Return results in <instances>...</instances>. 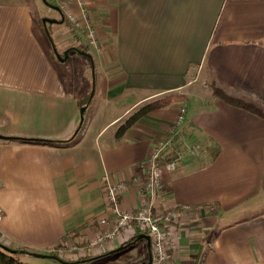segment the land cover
<instances>
[{
  "label": "crops",
  "instance_id": "0c3cea01",
  "mask_svg": "<svg viewBox=\"0 0 264 264\" xmlns=\"http://www.w3.org/2000/svg\"><path fill=\"white\" fill-rule=\"evenodd\" d=\"M81 3L98 30L99 51L70 18L83 15ZM54 4L71 31L72 47L90 48L87 53L73 49L90 58L94 90L86 108L98 91L108 107L97 121L86 109L83 130L67 143L0 137V241L44 253L65 240L89 244L93 252L115 251L140 232L105 236L113 231L109 221L115 213L103 176L131 182L121 206L134 208L141 194L132 180L146 171L151 149L173 128L174 133L189 128L198 131L203 157L177 160L176 168L164 173V199H156L158 212L187 208L168 264H264V118L235 102L264 107V0ZM205 73L209 95L181 90L199 78L208 82ZM171 90L187 95V113L179 124L182 102H175L117 136L134 109ZM190 95L197 96L191 106ZM79 100L40 38L29 2L0 0V135L69 138L81 121ZM147 251L149 258V242Z\"/></svg>",
  "mask_w": 264,
  "mask_h": 264
},
{
  "label": "rangeland",
  "instance_id": "374dc122",
  "mask_svg": "<svg viewBox=\"0 0 264 264\" xmlns=\"http://www.w3.org/2000/svg\"><path fill=\"white\" fill-rule=\"evenodd\" d=\"M25 1H28L29 4L31 5V9L35 19V27L39 33L40 38L43 40V43L47 51L51 55L55 64L57 65L61 76L67 83V86L74 93H79V98L81 100L82 99L86 100L87 98H91L94 90V78L93 75H91L93 73L91 72L90 66L88 65V60H90V58L88 57V55L84 53L73 51L72 49L73 42L69 40L71 31H69L66 22L64 20L61 22L58 21L62 17L60 12L51 7L52 5H55L54 4L55 0H25ZM46 18L48 19L47 24L44 23ZM46 27L48 29H46ZM82 48L85 49L84 51L85 53L90 51V48L88 46H82ZM65 52L68 53V57L66 59L60 58L59 55L64 57ZM96 74L97 76H99V72L96 71ZM201 77H203V74H201ZM204 78L208 82H203L202 79L199 78L197 82L190 84L189 86L181 90H188L189 92H193V94L199 93L201 95L203 93L209 95L210 92L212 91L211 90L212 88L210 84H208L210 80L206 73L204 75ZM131 91L132 90L130 89L127 90V94H131L132 97L133 93ZM146 91L148 90H142L143 93H145ZM170 92H175V90L159 93L157 95L150 97L148 100L160 97ZM98 94L99 91L95 96V98L93 99V101L91 102L89 108H87L88 110L86 112V116L92 111L95 112L96 121L102 119L103 112H105L108 107L107 105L104 104V102L101 100V97H99ZM137 94L138 92L135 93V95ZM196 98H197L196 95H190V106H191V102L195 104ZM185 101H181V102H185ZM109 106H110L109 111L112 113L114 111V107H112L111 104H109ZM186 113L187 111L185 112V114ZM116 126L117 125L111 126L109 131L116 128ZM192 133L194 137L184 136L182 138L184 147L182 148L180 158L178 159L179 161L188 158L200 159L203 157L202 154L203 149H201L200 146L201 138L197 134L198 131L193 129ZM147 245H148V241L146 239H143L138 243L133 244L132 246L124 249L121 252L109 254L107 256L99 257L96 259L94 258L91 259V257H89L86 260L82 258H85L87 255L94 256L96 255L95 253L99 254L100 251L93 252V248H91L89 244L83 243L82 245V243H79L75 240H71L67 242L65 240L60 245L62 248L60 246H59L60 248H56V246L54 247L52 246L51 248L52 249L54 248V250L57 253H59L60 256L65 258H71L75 262L68 263L52 257L50 258L45 256H35L28 253H16L15 256L20 260L21 264H128L132 262V260L135 257L140 256V259L135 263V264H139L141 261H143L145 258L148 257ZM51 248L48 250V252L51 251Z\"/></svg>",
  "mask_w": 264,
  "mask_h": 264
},
{
  "label": "built area",
  "instance_id": "2783aa9c",
  "mask_svg": "<svg viewBox=\"0 0 264 264\" xmlns=\"http://www.w3.org/2000/svg\"><path fill=\"white\" fill-rule=\"evenodd\" d=\"M58 1L64 2V0ZM81 7L83 15L70 14V18L77 27L81 28L91 46L99 51L102 46L99 41L98 30L90 22L89 8L82 3ZM185 111L186 102H182L176 124L184 119ZM170 133L171 135L174 133V128ZM171 135L164 136L157 141L145 160L146 171L133 178L132 182L138 184L141 194V201L134 208L127 210L121 206L122 195L130 187L131 182L110 173H106L102 178L107 202L115 213L112 221H109L113 231L108 230L105 236H112L115 231L117 233L123 231L130 234H136L137 232L148 234L151 245V259L148 264H168L173 251L177 247L178 225L187 209L183 206L165 212L156 211L157 197L160 196L164 199L166 194L163 180L164 173L174 170L177 165V160H162L163 151L170 143ZM101 222L108 223V219L103 217ZM51 250H54V248H51Z\"/></svg>",
  "mask_w": 264,
  "mask_h": 264
},
{
  "label": "trees",
  "instance_id": "16d2710c",
  "mask_svg": "<svg viewBox=\"0 0 264 264\" xmlns=\"http://www.w3.org/2000/svg\"><path fill=\"white\" fill-rule=\"evenodd\" d=\"M59 22L63 21L62 17L60 20H58ZM65 21V20H64ZM45 24H47V20L44 22ZM46 29H48L46 27ZM49 32V30H48ZM51 35V34H50ZM76 48V47H75ZM74 47H72V49H75ZM79 51H83L81 47H77L76 48ZM215 93H218V95H220L221 97L225 98V99H230L229 95L224 92L223 89L221 88H215V90H213ZM187 98V95L181 92H170V93H166L160 97L145 101L144 103H142L141 105H139L136 109H134L118 126L117 128V136H122L135 122H137L138 120H140L141 118H143L145 115H147L149 112L155 110V109H159V108H163V107H168L171 104L175 103V102H181V101H185ZM91 98H87L86 100L82 99L79 100V105L80 107L83 106H87V104L90 102ZM236 103H241V105L245 108H248L250 110H252L253 112H255L256 114H258L259 116H261L262 118H264V107L259 104L258 102L255 101H243L240 99H235ZM87 109V108H86ZM86 109L84 111V116H85V112ZM85 120L86 118L84 117L83 121L81 120L79 122V125L77 127L76 132L70 136L69 138H65V139H47V138H39V137H18V136H3L0 135V137L2 138H7V139H11L13 141H24V142H31V143H67L72 141L73 139L76 138V136L78 134H80V132L83 130L84 125H85ZM191 129L187 128L184 129L183 132L181 133H176V134H172L171 135V140L170 143L167 145V147L164 149L163 153L164 156L162 158L163 161H171V160H178L180 157V154L182 152V148L184 147L183 144V137L184 136H190V137H194L192 132H189ZM204 148V147H203ZM219 149V148H218ZM218 149L215 151L217 153ZM144 232H140L138 234H136L135 236H133L132 238H130L129 240L125 241L122 245V249L121 250H115L112 252L109 251H105L103 253H100L98 255H94V256H86L85 258L82 259H88L89 257H91V259H96L99 257H103V256H107L109 254H114V253H118L123 251L124 249L132 246L133 244H136L138 241L142 240L145 237H140V234H142ZM3 242L0 241V264H21L20 260L18 258H16L15 254L16 253H28L31 255H35V256H44V254H50L53 255L52 258L55 259H59L63 262H68V263H72L75 262L72 259H68L65 257H62L59 255V253H57L54 250H51L48 253H44V252H40L38 250H35L34 248H31L30 246L27 245H19V246H9L12 249H16L17 251L13 252L10 251L8 249H6L3 246ZM6 245V244H4ZM39 253V254H36ZM145 262V263H144ZM148 264L149 263V258H145L143 261H141L139 264Z\"/></svg>",
  "mask_w": 264,
  "mask_h": 264
},
{
  "label": "water",
  "instance_id": "95a60500",
  "mask_svg": "<svg viewBox=\"0 0 264 264\" xmlns=\"http://www.w3.org/2000/svg\"><path fill=\"white\" fill-rule=\"evenodd\" d=\"M52 7L56 8V9H59V7L56 6V5H52ZM46 20H48V19L46 18L45 21H46ZM54 21H55V20H54ZM57 54H58V53H57ZM67 56H68V53H67V52H65V56H64V57H62L61 55H59V57L62 58V59H66ZM85 109H86V105L83 106V107L81 108V114H82V116H81V120H82V121H83V119H84V111H85ZM140 237H145V238L148 240L149 245H150V238H149V235H148V234H146V233H142V234H140ZM3 246H4L6 249L10 250V251H13V252L17 251L16 249H12V248H10V247L7 246V245H4V244H3ZM150 246H151V245H150ZM122 248H123V247L120 246V247L117 248L116 250H121ZM36 254H39V253H36ZM44 256L53 257V255H50V254H44ZM150 259H151V247H150L149 261H150ZM144 263H145V262H144ZM144 263H143V264H144Z\"/></svg>",
  "mask_w": 264,
  "mask_h": 264
}]
</instances>
